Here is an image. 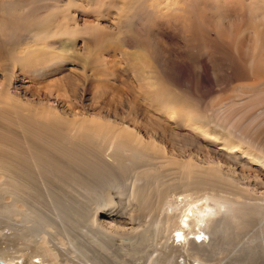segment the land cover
I'll use <instances>...</instances> for the list:
<instances>
[{
  "label": "rangeland",
  "instance_id": "1",
  "mask_svg": "<svg viewBox=\"0 0 264 264\" xmlns=\"http://www.w3.org/2000/svg\"><path fill=\"white\" fill-rule=\"evenodd\" d=\"M186 7L185 0H0V19L12 23L10 34H17L20 42L17 54L27 53L25 68L16 66L17 78L7 86L10 94L0 95V111L13 114L14 108H20L28 116L53 114L62 123L70 121L69 129L63 126L66 135H84L86 142L88 135L99 141H120L123 54L129 52V71L138 73L141 48L150 60L168 68L172 55L162 46L184 50L192 38ZM1 45L6 50L10 47L7 42ZM213 60L221 72L218 56ZM2 75L0 68V80ZM138 84L133 85L138 104L146 109L152 103L153 87L148 82ZM139 119L143 123L148 117L142 113ZM126 138V167L130 168L127 164L135 153L145 159L139 181L144 196L150 194L146 205L130 195V174L136 172H124L117 160H111L103 175L96 177L82 163L66 161L68 155L61 157L51 149L59 160L65 157L67 170L48 175L53 176L51 181L47 175L48 182L45 177V182L41 180L40 187L48 183V189L40 190L49 201L40 190L4 189L0 175V264H264V208L242 217L224 204L217 213L209 200L186 196L180 201L174 190L172 194L165 190L180 201L179 210H168L167 215L176 216L175 224L168 227L162 222L165 198L158 195L159 188L169 183L162 153L152 144H143L130 126ZM247 200L264 205V199ZM187 203L192 204L190 211ZM184 211L194 220L203 217L184 227L192 238L202 236L192 230L203 229L204 216L212 219V229H203V241L195 242L196 254L186 238L178 240L180 252L170 249L172 238H168L182 224Z\"/></svg>",
  "mask_w": 264,
  "mask_h": 264
},
{
  "label": "bare ground",
  "instance_id": "2",
  "mask_svg": "<svg viewBox=\"0 0 264 264\" xmlns=\"http://www.w3.org/2000/svg\"><path fill=\"white\" fill-rule=\"evenodd\" d=\"M185 1L192 38L184 50L162 46L172 55L168 68H161L156 60H150L145 49L141 48L137 57L138 73L129 71V52L123 54L118 122L120 141H99L88 135L86 142L84 135H66L63 126L67 125L66 129H69L70 121L62 123L53 114L39 116L32 113L28 116L20 108H14L13 114L0 111V175L4 179L1 183L4 189L33 192V189L39 191L41 188L44 191L48 189L45 188L48 183L44 188L40 187L41 180L51 181L53 176L48 175L64 171L69 159V162L82 163L96 177L103 175L107 169L105 165H110L111 160H117L123 164L124 172L129 169L136 172L130 174L131 178L127 175L132 181L130 195L146 205L150 194L144 196L139 181L143 158L135 153L127 164L130 168L124 163L129 146L126 134L130 126L143 144H152L162 153L160 158L167 167L165 174L169 183L167 187L159 188L158 195L165 198L166 212L162 222L168 227L176 220L175 215H167L168 210L180 208L179 202L186 196L209 200L217 208V213L228 204L234 207L231 211L239 212L242 217L264 208L259 202L247 200L264 199V0ZM11 31L12 23L1 18L0 68L4 75L0 85L5 87L0 89V95L3 96L10 94L7 86L13 85V79L17 78L15 67L23 70L27 63V53L17 54L16 47L20 42L17 34H10ZM211 31L214 36L210 35ZM3 42L10 44L7 50L1 45ZM214 56L220 60L221 72ZM8 61L10 64L7 65ZM139 81L140 85L148 82L153 87L152 103L146 109L138 104L137 90H134L133 85H139ZM142 113L147 115V122L140 121ZM75 139L79 142L75 143ZM51 149L61 157L68 155L69 158L65 156L66 161L65 157L59 160L55 157L58 154L52 153ZM119 150L120 159L117 158ZM153 178L160 181L158 176ZM34 184L39 187L35 188ZM165 190L171 194L174 190L181 200L178 202L174 197L173 200L174 194L169 197L170 193ZM42 194L47 198L48 194ZM191 206L187 203L186 209L190 211ZM185 211L182 224L175 226V234L168 238H172L170 249L179 251L182 247L180 238H183L191 242L196 254L195 242L203 241V229H212L211 218L204 216L203 229L201 226L197 231L192 230L195 235L202 236L192 238L185 226L196 219ZM192 214L196 215L194 211ZM201 217L197 220L200 221Z\"/></svg>",
  "mask_w": 264,
  "mask_h": 264
}]
</instances>
